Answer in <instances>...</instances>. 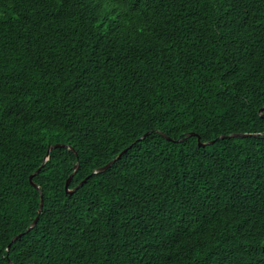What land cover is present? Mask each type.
Instances as JSON below:
<instances>
[{
	"label": "trees",
	"instance_id": "trees-1",
	"mask_svg": "<svg viewBox=\"0 0 264 264\" xmlns=\"http://www.w3.org/2000/svg\"><path fill=\"white\" fill-rule=\"evenodd\" d=\"M0 264H264V0H0Z\"/></svg>",
	"mask_w": 264,
	"mask_h": 264
},
{
	"label": "water",
	"instance_id": "water-1",
	"mask_svg": "<svg viewBox=\"0 0 264 264\" xmlns=\"http://www.w3.org/2000/svg\"><path fill=\"white\" fill-rule=\"evenodd\" d=\"M262 110H263V108H262ZM262 110H261V111H262ZM149 133H150V132H147L146 134H144L142 137L139 138V140H141V139H143L144 137H146ZM160 133H161L162 135H164L168 140H172L171 137L167 136V135L164 134L163 132H160ZM255 135H256V134H251V133H232V134H229V135H221L220 138H221V139H224V138H229V137H238V136H255ZM189 136H198V141H199V145H200V146H204V145H208V144H213V143L216 141V140H212V141H208V142H202L200 136H199L197 133H195V132H191V133H189L185 138H187V137H189ZM185 138H184V139H185ZM184 139H178V140H176V141H177V142H181V141H183ZM66 146H67V145L64 144V143H56V144L50 145L49 148H48V152H47L46 160L43 162L42 165H44V164L46 163V161L49 159L50 152H51L52 149L59 148V147H66ZM126 151H127V149H125L123 152H121V153L119 154V156H118L116 159L112 160L111 162H109V163L106 164L105 166H103V167L97 169L95 172H103V171H105L106 169H108L109 167H111L112 164H113V163H114V162H115V161H116V160H117V159H118V158H119L124 152H126ZM77 166H78V164L76 165V169H77ZM39 170H40V168H39L35 173L39 172ZM75 172H76V170H75ZM75 172H74V173H75ZM74 173L70 176V178L68 179L67 184H66V191H67L69 194H73V193H74V192H75L80 186H82L83 183H84V182H81V183H80L78 186H76L74 189H70L69 184H70L71 178H72V176L74 175ZM34 175H35V174H33V175L30 176V181H31V183L33 184V186H35L37 189L40 190V188H39V184L35 183L34 180H33ZM40 193H41V196H42V192H41V190H40ZM43 206H44V200H43V197H42L41 204H40V209H39V212H40V213L42 212ZM39 217H40V215H38V216L36 217V219L32 222V224H31V226L29 227V229L27 230V232L30 231L32 228H34V227L37 225L38 220H39ZM21 235H22V233H20V234H18L17 236H15V237L13 238V241L16 240L17 238L21 237ZM9 247H10V246H9Z\"/></svg>",
	"mask_w": 264,
	"mask_h": 264
},
{
	"label": "clouds",
	"instance_id": "clouds-1",
	"mask_svg": "<svg viewBox=\"0 0 264 264\" xmlns=\"http://www.w3.org/2000/svg\"><path fill=\"white\" fill-rule=\"evenodd\" d=\"M262 110V109H261ZM260 110V112L262 113L263 112V110L261 111ZM155 131H157V132H162V131H160V130H155ZM151 132V131H150ZM164 133V132H163ZM191 133V132H190ZM196 133V132H195ZM164 134H166V133H164ZM198 134V133H197ZM230 134H232V133H230ZM251 134H256L255 136H257V135H259V133H251ZM167 135V134H166ZM199 135V134H198ZM229 135V134H228ZM164 136V135H163ZM168 136V135H167ZM221 136V135H220ZM220 136H219V139H221L220 138ZM165 137V136H164ZM170 137V136H169ZM190 137V136H189ZM198 137V136H197ZM239 137V136H238ZM240 137H249V136H240ZM188 138V137H187ZM187 138H185V139H187ZM201 138V137H200ZM229 138H232V137H229ZM184 139V140H185ZM225 139V138H224ZM173 141H176V140H178V139H172ZM216 140V139H215ZM202 141V140H201ZM177 142V141H176ZM182 142V141H181ZM203 142V141H202ZM206 142H208V141H206ZM215 143V142H214ZM208 145H210V144H208ZM200 146V145H199ZM205 146V145H204ZM9 248V247H8Z\"/></svg>",
	"mask_w": 264,
	"mask_h": 264
}]
</instances>
